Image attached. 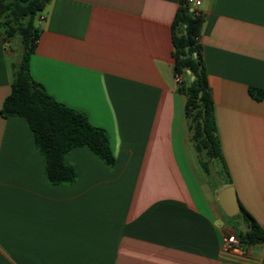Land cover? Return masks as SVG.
Masks as SVG:
<instances>
[{"label": "crops", "instance_id": "0c3cea01", "mask_svg": "<svg viewBox=\"0 0 264 264\" xmlns=\"http://www.w3.org/2000/svg\"><path fill=\"white\" fill-rule=\"evenodd\" d=\"M178 7L51 0L37 15L32 76L105 128L116 158L110 166L89 147L74 148L65 154L77 170L70 184L48 180L27 119L1 115L20 53L0 28V264H264V242L221 247L224 230L238 234L247 223L227 220L217 199L235 186L264 229V96L249 90H264V0H201L198 8L229 172L216 180L188 136L173 58Z\"/></svg>", "mask_w": 264, "mask_h": 264}, {"label": "trees", "instance_id": "16d2710c", "mask_svg": "<svg viewBox=\"0 0 264 264\" xmlns=\"http://www.w3.org/2000/svg\"><path fill=\"white\" fill-rule=\"evenodd\" d=\"M50 1L0 0V28L5 38L12 41L20 36L21 39L19 60L13 62L11 91L2 104L1 115L25 117L35 145L45 157L48 180L53 184H70L76 180L77 170L66 164L65 154L74 148L87 146L110 166L116 158L105 128L92 124L84 111L55 99L31 74L30 58L41 32L36 17ZM203 22V14L197 15L187 0H179L172 23L174 65L176 73L185 76L179 90L187 98V131L200 163L208 173L210 162L214 163L221 176H228L200 42ZM249 90L257 99L264 96L260 88L251 86ZM226 183H231L230 179ZM240 207L237 215L253 226L246 232L238 229L239 239L246 245L263 243L264 229L250 212Z\"/></svg>", "mask_w": 264, "mask_h": 264}, {"label": "water", "instance_id": "95a60500", "mask_svg": "<svg viewBox=\"0 0 264 264\" xmlns=\"http://www.w3.org/2000/svg\"><path fill=\"white\" fill-rule=\"evenodd\" d=\"M218 202L227 216H235L241 211L240 202L238 199L237 191L235 186L228 185L223 188L217 194ZM253 226V223L249 224H239L237 229L242 230V232H246Z\"/></svg>", "mask_w": 264, "mask_h": 264}, {"label": "built area", "instance_id": "2783aa9c", "mask_svg": "<svg viewBox=\"0 0 264 264\" xmlns=\"http://www.w3.org/2000/svg\"><path fill=\"white\" fill-rule=\"evenodd\" d=\"M188 4L191 6L192 10H195L197 15H201L202 12L198 9L201 0H187ZM177 82L180 85L183 81V76L180 73H176ZM244 244L241 242V240L238 237V234L233 231L230 232L229 230H224L221 237V247L224 250L228 251H239L243 249Z\"/></svg>", "mask_w": 264, "mask_h": 264}, {"label": "rangeland", "instance_id": "374dc122", "mask_svg": "<svg viewBox=\"0 0 264 264\" xmlns=\"http://www.w3.org/2000/svg\"><path fill=\"white\" fill-rule=\"evenodd\" d=\"M20 36H16L13 40H12V48L15 49L16 51H20V44H21V41H20ZM209 168H210V173H211V177L212 179L214 178L215 180L218 178V172H217V168H216V165L214 163H211L209 164ZM202 177H203V180H205L206 182V174L202 173ZM211 180V179H210ZM225 218L229 221H231L232 223L234 224H237V221L239 220V218H241V216H238V215H235V216H227L225 214Z\"/></svg>", "mask_w": 264, "mask_h": 264}]
</instances>
